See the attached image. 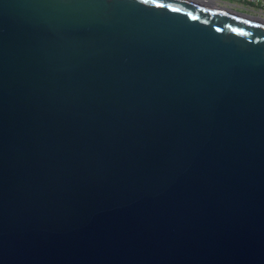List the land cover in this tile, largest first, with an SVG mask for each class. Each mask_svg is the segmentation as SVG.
I'll return each mask as SVG.
<instances>
[{
  "label": "water",
  "instance_id": "obj_1",
  "mask_svg": "<svg viewBox=\"0 0 264 264\" xmlns=\"http://www.w3.org/2000/svg\"><path fill=\"white\" fill-rule=\"evenodd\" d=\"M0 264H264V20L0 0Z\"/></svg>",
  "mask_w": 264,
  "mask_h": 264
},
{
  "label": "flooded vegetation",
  "instance_id": "obj_2",
  "mask_svg": "<svg viewBox=\"0 0 264 264\" xmlns=\"http://www.w3.org/2000/svg\"><path fill=\"white\" fill-rule=\"evenodd\" d=\"M188 3L201 6L207 9H211L214 11H218L224 14L232 15V16H252L248 13L240 11L235 6L231 5L229 2H225L222 0H185ZM255 17V16H253ZM264 20V17H259Z\"/></svg>",
  "mask_w": 264,
  "mask_h": 264
},
{
  "label": "built area",
  "instance_id": "obj_3",
  "mask_svg": "<svg viewBox=\"0 0 264 264\" xmlns=\"http://www.w3.org/2000/svg\"><path fill=\"white\" fill-rule=\"evenodd\" d=\"M231 3L240 11L255 17H264V0H222Z\"/></svg>",
  "mask_w": 264,
  "mask_h": 264
}]
</instances>
